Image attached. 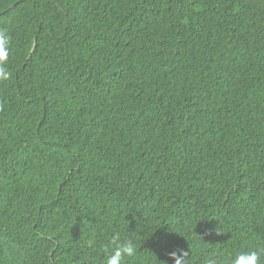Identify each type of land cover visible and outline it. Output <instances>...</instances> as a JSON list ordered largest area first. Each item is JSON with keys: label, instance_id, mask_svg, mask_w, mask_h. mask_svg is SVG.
<instances>
[{"label": "trees", "instance_id": "obj_1", "mask_svg": "<svg viewBox=\"0 0 264 264\" xmlns=\"http://www.w3.org/2000/svg\"><path fill=\"white\" fill-rule=\"evenodd\" d=\"M0 264H264V0H0Z\"/></svg>", "mask_w": 264, "mask_h": 264}, {"label": "clouds", "instance_id": "obj_2", "mask_svg": "<svg viewBox=\"0 0 264 264\" xmlns=\"http://www.w3.org/2000/svg\"><path fill=\"white\" fill-rule=\"evenodd\" d=\"M9 40L0 33V80L9 78V73L2 67L7 60L9 52ZM106 264H123L126 258H133L137 254V248L131 238L115 241L114 248H106ZM189 251L176 246L171 251L165 253L164 259H159L158 264H187ZM261 258L260 251H249L237 255L231 264H259ZM208 264H215L214 260H209Z\"/></svg>", "mask_w": 264, "mask_h": 264}]
</instances>
